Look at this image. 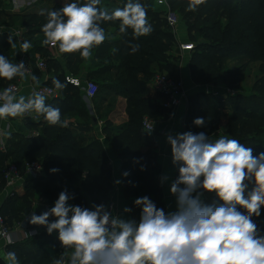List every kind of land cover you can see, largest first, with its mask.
<instances>
[{
    "label": "trees",
    "instance_id": "trees-1",
    "mask_svg": "<svg viewBox=\"0 0 264 264\" xmlns=\"http://www.w3.org/2000/svg\"><path fill=\"white\" fill-rule=\"evenodd\" d=\"M118 1H121V8L128 2ZM155 1L151 0L145 5L144 2L141 3L147 11V19L153 29L147 36L135 39L131 29L124 34L120 33L118 20L101 24L106 39L92 49L94 63L92 62L93 66L87 74V79L97 85L94 102L101 100L107 92L126 100L127 123L115 127L106 121L101 130L117 159L121 161L122 184L126 194H143L152 200L157 208H161L155 181L157 167L152 163L150 155L141 152L143 142H149L143 134L145 131L142 128V120L145 116L151 117L152 120H166L170 115L161 104L148 97V85L155 75V70L165 71L176 80L181 78L179 64L169 62V52L175 44L176 32L168 27L165 11L156 6ZM167 1L171 11L183 19L187 26V41L194 45L188 64L192 83L207 86L220 81L234 90L244 73V68L251 63L258 64V76L247 95L237 92L217 98L207 93L191 96L187 102V130L196 133L199 128L200 132H216L222 130L221 122L225 119L226 126L222 132L227 138L236 139L245 147L252 148L253 155L264 153V0H206L196 11L187 10L188 0ZM133 2L140 3L137 0ZM62 7L55 5L51 11ZM2 15L6 13L0 9V18ZM47 19L48 14L41 13L7 15L5 19H0V26L29 29L28 34L36 36L28 50L29 55L22 53L20 45L23 42L16 39H12L11 43L9 40H1L0 55H4L12 63H17L25 56L33 64V55L39 54L41 58L46 59L45 65L52 64V67L58 69V63L52 62L49 46L42 45L45 38L42 27ZM195 32L198 33L199 39L192 34ZM131 44L140 46L134 54L130 51ZM56 49L59 53L58 47ZM61 55L66 61V71L53 78L67 86L63 90H56L52 83L53 78L46 81L42 86L51 87L57 92V97L46 100V104L59 108L62 120L78 117L91 122V116L87 115L82 102L81 89L65 81L66 76L75 74L83 58L79 52ZM229 59L243 60L245 64L236 69H228L224 63ZM17 80L18 77L11 81L0 78V88L16 83ZM222 108L226 111L224 115L220 113ZM36 116L35 121L26 119V125L37 134H12L7 138L4 149L0 146V192L6 187L3 172L7 166L15 165L21 174L24 173L25 166L32 162L40 163L43 169V176L29 181L21 196L12 194L4 202L0 216L5 219L6 224L20 222L24 218V211L31 212L35 200L50 206L58 199L60 192L65 190L74 197L69 200L72 205L87 207L90 204L93 207L104 204L108 207L109 193L113 188L112 174L108 159L98 141L88 143L68 126L49 125L42 115ZM196 118H203L205 124L196 126ZM52 169L58 171L53 172ZM125 172L128 173L127 176L124 175ZM178 176L179 171L176 178ZM248 186L249 191L254 187L252 183ZM212 199L208 195L204 203L217 206L222 203ZM239 210L246 211L243 208ZM44 212L40 210L31 214L41 215ZM31 216L28 219L29 226H33L29 223ZM53 218L55 217L49 219ZM253 220L264 234V208L261 209L259 217L253 216ZM54 234L55 238L49 234L45 236L48 246L46 248L40 241L32 240L9 244L5 247V252L14 251L20 264H53L55 259L61 257L58 249L62 247L58 232L54 231ZM0 264L6 263L0 259Z\"/></svg>",
    "mask_w": 264,
    "mask_h": 264
},
{
    "label": "clouds",
    "instance_id": "clouds-1",
    "mask_svg": "<svg viewBox=\"0 0 264 264\" xmlns=\"http://www.w3.org/2000/svg\"><path fill=\"white\" fill-rule=\"evenodd\" d=\"M100 2L68 3L50 11L42 27V45L58 47L61 54L79 52L87 60L92 49L106 39L103 22L120 21V33L131 29L135 39L151 34L153 29L141 3L128 0L123 8L109 13L97 7ZM204 3L206 0H188L187 10L196 11ZM31 47L29 41L20 45L25 53ZM139 47L131 44V53ZM28 74L23 61L12 63L0 55V78L23 80ZM31 80L35 87L27 97H17L13 87L0 92V119L34 112L49 125L67 127L60 109L46 104L45 94L36 91L40 85L37 76L31 75ZM52 83L56 90L67 86L56 78ZM194 124L203 126L205 120L196 118ZM0 136L10 138L11 133L3 131ZM167 142L172 164L179 171L170 186L176 211L165 212L144 196L134 202L141 208L137 222L114 214L104 204L91 209L72 205L69 200L74 197L62 191L50 210L33 214L29 220L32 225L46 227L49 235L58 232L66 252L53 264H264V234L253 220L264 208V153L253 155L252 148L223 136L210 141L204 132L169 134ZM249 183L254 185L251 191H247ZM205 192L215 193L222 203L205 204ZM123 211L131 209L125 207ZM50 217L55 219L50 221ZM5 239L13 243L11 236ZM5 259L7 264H20L14 251L7 252Z\"/></svg>",
    "mask_w": 264,
    "mask_h": 264
},
{
    "label": "crops",
    "instance_id": "crops-1",
    "mask_svg": "<svg viewBox=\"0 0 264 264\" xmlns=\"http://www.w3.org/2000/svg\"><path fill=\"white\" fill-rule=\"evenodd\" d=\"M0 1L2 3V7L0 9L5 11L6 13V15L1 16L0 18L1 20L5 19L7 15H14V14H21V13L48 14L55 5L64 6L65 4H68V3H77L78 5H84L89 2V0H17L18 3H14V5H11L12 7L10 6L7 8V7H4L6 0H0ZM34 3L36 4V7L31 8L33 5H35ZM42 3H44L45 5H42ZM23 5L25 7L22 8L23 9L22 11L21 6ZM97 6H99L101 9H106L109 13H111L116 8H121V1L101 0L100 4ZM19 9L21 12L19 11ZM178 24L180 25L179 22ZM28 33H29V29L24 30L20 27L16 28V27L0 26V41L16 39L18 41H22V42L29 41L31 43L32 40L36 36L34 35L31 36ZM181 35L182 34L179 33V36H177L178 46L181 43L185 42L184 40L185 37ZM49 50L51 51L52 62L55 61L59 65L58 69H56L55 67H52L51 66L52 64L49 65L48 63H46L45 69H39L38 68L39 60L45 63L46 59L41 58L39 54L33 55L34 63L32 64L31 61H29L31 71L28 72L29 74L23 80L20 77H18V80L16 81V84H18L19 86V93L16 95L17 97H19L20 95H24L25 97H27L31 94L33 87H35L33 81L31 80V75L34 74L37 76V78L40 81V85L38 87H41L46 81L59 75L61 72L66 71L65 58L60 53H58L56 47H49ZM22 53H25V52H22ZM27 54H28V51H27ZM30 59H31V56H30ZM92 62L94 63L93 54L91 55L89 59L87 60L83 59L81 61L75 74L72 73L73 77H77L83 82L87 81L88 80L87 74L90 71L91 67L93 66ZM252 64H255L257 66L255 67L256 70H254L253 72L254 75H252L253 77H252L251 82L253 85L254 81L256 80L258 76V70H257L258 64L251 63L248 69H250V66ZM187 72L185 68L180 67V76H181L180 78L183 81L184 90L186 92V99H185L184 104L175 113H169L170 115L166 120H158V122L156 123L158 129L163 130V133L151 135V134H148L142 131L143 134L147 136V138L149 139V142L148 143L143 142L141 152L143 154L150 155V159L152 163L157 167V175H156L155 181H156V186L158 187L159 194H160L159 197L162 203L161 208L164 209L165 212H174L177 209L176 197L173 194H171L170 186H171V182L177 179L176 177L178 173V167L172 164L171 146L167 142V135L171 134L175 136L178 133L188 132L186 128V124H185V113L187 109L188 99L191 96L197 93H207V94H211L215 96V92L217 90L221 91L220 89H217V86L214 87V85H207L206 87L210 88V90H208L207 92L199 90V87H193L194 89H197L199 91H196L194 89L192 90L191 89L192 87L191 85H189V82H188L190 81V75L189 73L187 74ZM250 77H251V74H250ZM38 87H36V89ZM227 91L229 90L225 91V89H223L221 92H218V94L220 93V95H222L223 97H226L228 95ZM82 93L83 95L81 98L86 108V112L89 114V116L95 117V120L97 121V125H93L92 121L86 122L83 119L74 117V118H70L66 120L68 121L67 126L75 134L84 137V139H86L88 143L98 141L103 154L108 159V165L111 169V174H112L113 188L109 193V206L108 207L113 210L114 214L120 215L124 219L135 220L138 222L140 219V215H141V208L136 206L134 202L137 198L144 197V195L143 194H138V195L126 194L123 184H122L121 161L117 159L116 154L112 151L109 142L105 139V136L101 132L102 127L104 126V123L106 121L110 122L115 127H119L127 123L128 118L125 113L126 100L121 96L114 95L112 92H107L105 93V95H103L101 100L100 99L95 100V102L101 101V103H97L99 105L94 106L93 99H88L85 96L83 91ZM148 97L151 100L161 104V101H162L161 97L156 92L151 90L149 85H148ZM114 98L117 100L116 103L120 105V109L117 110L113 108L112 110L107 112L108 108L111 106V103L114 101ZM26 119L28 118L22 119V118L16 117V118L0 119V132L8 131L11 133V135L13 134L16 136H32V135L37 134L35 131L30 130L27 127ZM225 126H226L225 119H222L221 129L223 130ZM222 130H219L220 132L218 131L216 132L222 134L223 133ZM198 132L200 133V131ZM204 133L209 137L210 141H215V139H212V138L217 133L216 134L209 133V131L207 130ZM6 142H7V138L0 136V146L2 149H4ZM165 176L168 177L167 180L163 179ZM31 180L32 179H30L27 175L22 174L21 179L19 180L17 185L13 187L12 190L7 189L5 187L3 191L0 192V209L10 195L16 194L18 196H21L24 193L25 186ZM116 181H120V183L117 184ZM245 194L247 195V192ZM211 197L213 198L212 199L213 201L214 200L220 201L219 199H217L218 197L215 195V193H210L209 198ZM202 200L204 202L205 200H207V197H204L203 195ZM54 204L55 202L51 204L50 206H45L41 204L38 200H35L33 202L31 212L28 213L24 211V218L20 222L13 221L11 225H8L9 236H11L13 240V243L11 244H14L17 242L36 240V241H40L41 245L44 248L48 247L46 244L47 240L45 239V236L48 235L47 229L43 226H37V225L29 226L28 219L32 215L31 213L40 211V210L48 211L54 206ZM17 206L19 207L20 205L18 204ZM125 207L130 208L131 211L128 213H125L123 211ZM87 208L91 209L92 205L89 204ZM54 219L55 218L51 219L50 221H53ZM33 230L37 231V234L29 237L28 232L33 231ZM51 235L54 236V238L56 237L54 232ZM7 245H9V243H7L6 239L0 238V259L3 260L6 264H7V261L5 259V256H6L5 247ZM67 251L70 252V250H67ZM65 252H66L65 248L63 249L62 247H60L58 249V253H60L61 256L64 255Z\"/></svg>",
    "mask_w": 264,
    "mask_h": 264
},
{
    "label": "built area",
    "instance_id": "built-area-1",
    "mask_svg": "<svg viewBox=\"0 0 264 264\" xmlns=\"http://www.w3.org/2000/svg\"><path fill=\"white\" fill-rule=\"evenodd\" d=\"M156 6L161 7L165 11V20L168 25V27L171 28V30L175 33L177 29V19L175 14L171 11L170 6L168 4L167 0H156L155 1ZM51 47V46H49ZM180 51L185 53H190L194 49L193 43H190L188 41L181 43L179 45ZM23 61L25 64V67L27 68L28 72L31 71L30 68V62L28 59L23 56L19 61ZM38 68L39 69H45V64L43 61L39 60L38 62ZM65 81L78 88L81 89L85 96L88 99H93L97 93V85L92 81H85L83 82L77 77L73 76H66ZM7 87H13L17 95L19 93V86L16 83H12L7 85L4 88H0V92H2ZM149 87L151 90L156 92L161 97V106L163 109H165L169 113H175L185 102L186 99V92L184 90V84L182 79L176 80L171 78L168 74H160L156 73L152 79L149 82ZM51 90V91H49ZM36 91L43 92L46 96V100H52L57 97V92L48 86H42L38 87ZM228 94H231V92L227 91ZM217 96V93H215ZM18 118H31L33 120L37 119L36 113L32 112L29 114H25L22 117ZM158 120H152L148 118H143L142 120V128L145 132L156 135L163 133V130L158 129L156 123ZM27 175L30 179H38L41 176H43V169L40 163L38 162H32L25 166L24 173ZM21 173L17 169L15 165H9L3 172V176L5 179L6 188L12 190L15 185L19 182L21 179ZM46 228V227H45ZM37 234V231H29L28 236H34ZM6 236H9V227L5 222V219L0 216V238L5 239Z\"/></svg>",
    "mask_w": 264,
    "mask_h": 264
},
{
    "label": "rangeland",
    "instance_id": "rangeland-1",
    "mask_svg": "<svg viewBox=\"0 0 264 264\" xmlns=\"http://www.w3.org/2000/svg\"><path fill=\"white\" fill-rule=\"evenodd\" d=\"M140 3H143L144 2V5L145 4H147L149 1H151V0H138ZM13 3V4H12ZM14 3H18V1L16 0H6L5 1V4H4V7H10L11 5H14ZM35 4V3H34ZM42 5H45L44 3H42ZM12 7V6H11ZM23 7H25L24 5L23 6H21V10L23 11ZM36 7V4L35 5H33L31 8H35ZM16 8V7H15ZM17 10V9H16ZM15 10V11H16ZM24 10H25V8H24ZM7 11V10H6ZM18 11V10H17ZM19 11H20V9H19ZM5 12V11H4ZM21 12V11H20ZM175 16H176V19H177V22H179L180 23V25L179 24H177V29H176V37H175V44H173L172 45V47H171V49H170V52H169V55H170V60H169V62L170 63H178L179 64V67H181V68H185L186 69V72H187V74L189 73V69H188V64H189V60H190V53H185V52H181L180 51V48H179V46H178V37L177 36H179V33L180 34H182L181 36H183V37H185L184 38V40H185V42L188 40V38H187V35H188V32H187V26L184 24V22H183V19L181 18V16L180 15H178V14H175ZM196 38H198L199 39V35H198V33H192ZM184 40H182V41H184ZM180 43V42H179ZM244 65L245 64V61H243V60H237V59H229V60H227V61H225V63H224V65L226 66V68H228V69H236V68H238V66L239 65ZM248 67L249 66H247L246 68H244V73H243V75L240 77V81H239V83H238V86L236 87V89H234V90H232V88H228L226 85H224V84H222L220 81H215V82H213L212 84H208V85H214V87H216L217 86V89H220L221 91L223 90V89H225V91L226 90H229L230 92H232L231 94H235V93H237V92H239V93H241V94H244V95H247V94H249V91H250V88H251V86H252V75H254V70H256L255 69V67H257L255 64H252L251 66H250V69H248ZM155 74L156 73H160V74H167V72H165V71H162V70H155V72H154ZM250 74H251V77H250ZM69 76H73L72 74H69ZM181 77V76H180ZM189 82V85H191V89L193 90L194 88L193 87H199V90H202V91H204V92H207L208 90H210V88L208 87H206V85L205 86H202V85H195L194 83H192V81L190 80V81H188ZM217 89H215V90H217ZM194 90H196V91H199V90H197V89H194ZM221 91H219V90H217L215 93H217V96L215 95V96H213L212 95V97L213 98H217V97H219V96H222V95H220V93L218 94V92H221ZM223 97V96H222ZM106 98V97H105ZM104 98V99H105ZM103 100V99H102ZM116 99L114 98V101L111 103V106L108 108V110H107V112H109L110 110H112L113 108H115V109H120V105H118V103H116ZM97 103H101V101H97V102H94L93 103V105L94 106H97V105H99V104H97ZM224 112H226L225 110H224V108H222L221 110H220V113H221V115H224ZM87 115H89L88 113H87ZM188 116V108L186 109V113H185V119H186V117ZM146 118H148V119H152L151 117H149V116H145ZM85 121V120H84ZM87 122V121H86ZM197 128V127H196ZM195 128V129H196ZM192 129H194V128H192ZM198 129L199 128H197V130H196V133H199L198 132ZM218 132H220V131H218ZM218 132H212V133H214V134H216L215 136H213V138L212 139H215V140H217V139H219L220 137H227L226 135H224V133H222V134H220V133H218ZM211 135H213V134H211ZM249 187V186H248ZM249 189V188H248ZM27 218V217H26Z\"/></svg>",
    "mask_w": 264,
    "mask_h": 264
},
{
    "label": "water",
    "instance_id": "water-1",
    "mask_svg": "<svg viewBox=\"0 0 264 264\" xmlns=\"http://www.w3.org/2000/svg\"><path fill=\"white\" fill-rule=\"evenodd\" d=\"M91 121L93 123V125H97V121L95 120L94 116H91ZM209 193L205 192L204 193V197H208Z\"/></svg>",
    "mask_w": 264,
    "mask_h": 264
}]
</instances>
